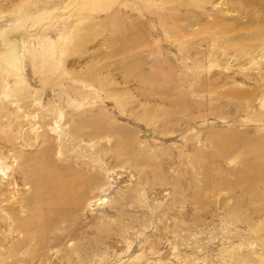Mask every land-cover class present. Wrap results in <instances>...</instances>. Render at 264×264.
<instances>
[{
    "label": "rangeland",
    "instance_id": "obj_1",
    "mask_svg": "<svg viewBox=\"0 0 264 264\" xmlns=\"http://www.w3.org/2000/svg\"><path fill=\"white\" fill-rule=\"evenodd\" d=\"M0 264H264V0H0Z\"/></svg>",
    "mask_w": 264,
    "mask_h": 264
}]
</instances>
